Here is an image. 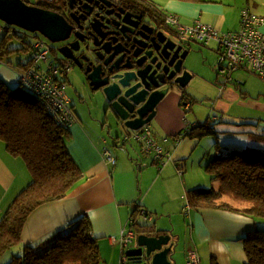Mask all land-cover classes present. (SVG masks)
Listing matches in <instances>:
<instances>
[{
    "label": "crops",
    "instance_id": "0c3cea01",
    "mask_svg": "<svg viewBox=\"0 0 264 264\" xmlns=\"http://www.w3.org/2000/svg\"><path fill=\"white\" fill-rule=\"evenodd\" d=\"M142 1L147 5L153 6L156 10H161L164 14L177 15L179 23L182 25H191L194 21H198L201 24L212 25L218 32L236 31L238 29L240 11L243 8H247L251 13L264 18V0ZM259 30L264 35V23L259 27ZM210 44H214L216 51L218 50L216 43L211 42L207 46ZM187 46L188 44L184 45L185 49H187ZM239 71L247 74L246 70ZM15 77H17L16 70L11 66H6L5 59L3 62L0 61V81L7 83L9 82L8 80L14 81ZM62 79L67 82L66 73H63ZM220 83L221 81L216 82L217 89ZM232 83H234V79L228 84ZM208 84L210 85V83ZM228 84L223 89L218 90L220 96L223 94L230 102L238 103L242 106L245 111L260 112L256 117H264V88L259 90V98L241 100L240 98H244L246 95L237 94L231 88H228V86H232L235 88L234 90H237L236 84ZM197 102L211 105L213 109H221L223 111L228 109V105L221 102L219 98L214 102L211 97L206 96ZM192 106L190 101L182 103V111L185 116H187V112L191 111ZM71 111L74 114L72 109ZM166 113L167 117L163 114L161 104H159L155 118L159 125L164 128L166 134L160 136L163 138L162 144L159 142V136L157 138L156 133L155 136L159 145L164 149L161 157V159H164L163 165H156L152 158L145 157L148 160L145 158L139 159L137 149L130 146L119 151L110 152L116 160L115 165L112 166L103 161L101 157L103 148L109 151L111 147L107 137H105L108 131L105 134L103 130L105 126L101 120V129H97V131L89 128L86 122L78 119H76L74 124L66 127L69 134L65 141L66 147L74 163L81 170V180L64 198L45 203L36 208L23 225L20 242L1 253L0 260L6 261L11 257L13 258V254L22 255L26 247L40 250L50 246L67 224L86 216L90 223L92 237L98 239L101 264H104L103 262L114 264L113 258L115 259L116 254L119 255L118 262L121 264L123 253H125L127 248L135 247L136 234L133 235L131 240L129 239L125 249L118 240L119 235L123 229L127 230L126 224L130 218L132 219L131 214L137 206L145 210L142 206L143 201H140V195L145 194L148 196L152 188L159 185L158 182L163 183L168 177L176 180L177 184L180 182L175 174H179V168L183 170L182 166L185 164L183 160L186 156L178 153V150L172 154L168 149L173 145L170 147L171 141L167 137L177 135L181 127L174 119H178L180 116L181 120L183 117L181 111L177 108H173ZM213 116L215 119V115ZM207 120L210 122V117ZM214 121H212L213 124H216ZM210 127L213 126L210 125ZM225 128L228 127L219 126L214 131L219 130L222 132L225 131ZM229 130L235 131L234 128H229ZM250 130L256 133L254 135L264 139V131L259 135L257 130L244 129L246 132ZM188 132L185 133V136ZM109 134L113 136L115 147L122 146L128 142L124 141V143H121L119 137L112 131ZM180 137L181 140L182 135ZM173 138L178 137H172L171 140ZM180 140L175 141L177 142L176 145L179 144ZM135 143L137 144V142ZM3 144L0 143V218L16 195L30 181L29 172H27L24 162L18 157L9 155ZM138 150L142 154L140 146ZM126 151L127 154L125 153ZM178 162L182 164L180 165ZM144 167L145 169H143ZM148 173L153 174V176L151 178L148 177ZM188 198L189 194H187ZM221 199L223 200V197ZM220 202L224 205L226 204V202ZM228 207L234 210L214 207L190 208L189 222L191 223V232L189 237L194 240L191 239L190 243L193 245L199 264H208L207 258H209L210 264L211 259H214L216 264L246 263L242 238L249 232L255 231V227L256 229L258 228L256 218L247 212L248 207L239 208L231 205H228ZM145 211L148 212L147 210ZM138 216H140L139 212H137L136 217ZM148 226H151L150 223ZM178 242H181L180 235ZM180 244V247L183 246L182 243ZM180 247L176 249L175 254L182 251V249L178 250ZM200 249L203 252V257L199 256ZM174 256L175 264H178Z\"/></svg>",
    "mask_w": 264,
    "mask_h": 264
},
{
    "label": "rangeland",
    "instance_id": "374dc122",
    "mask_svg": "<svg viewBox=\"0 0 264 264\" xmlns=\"http://www.w3.org/2000/svg\"><path fill=\"white\" fill-rule=\"evenodd\" d=\"M61 4L62 1L58 0L51 5L54 7H60ZM158 11L163 13L161 10ZM4 27L5 23L0 22V40L3 37H6L5 40L8 42L6 44V50H14L12 54L4 56L5 65L13 67L17 74L14 81L8 80L9 82L6 84L9 88H15L18 85L19 71L28 66L34 65L35 58L31 49L32 45L37 40L43 39V37L39 34L37 36L28 35L29 37H27L21 31V34L15 35L12 30H10L9 33H6ZM13 28L14 27H12V29ZM53 45L57 46L56 43ZM187 49L188 53L182 62L181 68L182 71H187L192 75L191 80L184 88H181L178 85L174 86L175 88L173 87L171 91L172 94H166L159 102L165 117H167L166 112L173 108H177L182 113L183 118L181 120L180 116L178 119H174V121L180 125V131H178L175 136L167 137L171 141L170 147L173 145L168 150L172 152V154L178 150V153L186 156L183 160L185 161V164L182 166V174L180 176L178 173L175 174V176H178L180 182L177 184L176 180H172L168 177L163 183L158 182L160 186L158 185L152 188L148 196L145 194L140 195L141 200H139L143 201L142 206L148 212L138 206V210L143 211L144 214L139 212L140 216L135 218L138 221V224L148 225L150 223V225H155L159 230L168 229L169 232L172 234L174 233L173 235L177 237L180 235L181 242H179L177 248L180 247V243H182L183 246L178 249H182V251L177 252L174 256L177 259L178 264H187V253L189 251H195L193 250L192 243H190V240H193V238L189 237L191 232L189 212L190 208L194 207L193 201L195 200V188H211L214 192H217L220 189V180H211L205 171L208 162L212 160L214 156L218 159L230 155H237L248 162L256 161L264 164V139L260 136L254 135L256 133L251 130L248 132L244 131L245 128H250L257 130L260 135L264 131V117H256L260 112L245 111L238 103L230 102V100L224 97L223 94L220 96V92L218 91L220 89V84L217 89L216 82H222L223 79L221 76L217 75V71H215L218 53L214 44L207 46L193 42L188 44ZM48 60L49 63L57 66L63 73H66L68 80L67 82L65 80V93L68 99V106L73 110L76 119L86 122L88 127L95 131L101 129V122H103L105 126L103 130L105 131V134L108 131V126H110V130L119 137L121 143H124L125 140L123 134L125 127L107 122V120L111 121L112 119L110 116L105 117L104 115L105 102L99 93L90 91L88 89L89 87H84L82 85H86L82 71L74 65H69L68 69H63L52 52L49 53ZM15 65L22 67H16ZM44 66L45 65L43 64V68ZM246 72L247 74L242 71L233 72L234 74L232 73V78L234 79V83L232 84H236L237 90H234L235 88L232 86H228V88H231L232 91L237 94L240 93L246 95L244 98H240L241 100L247 98H259V90L264 88V81L260 80L250 72ZM208 83H210L211 86ZM206 96L211 97L214 102L219 98L221 102L228 105V109L225 111L221 109H213L211 105L199 104L197 102ZM186 98H189L190 103L193 105L191 111L186 113L187 116H185L182 111L183 99ZM213 114H215V119L213 118ZM209 117L210 122L208 123L207 119ZM213 120H215L214 123L216 124H213ZM205 122L207 123L206 127L210 128L211 133L200 136L202 132L201 129L198 128L193 130L191 135L185 136L187 131L190 132L192 129L199 127ZM149 125L156 133L157 138L159 136L158 140L161 143L163 138L160 136L166 134L164 128L159 125L156 118H154ZM210 125L215 128L219 126L228 128H225V131L220 132L219 130L214 131L213 127H210ZM229 128H234L235 131H231ZM179 134L182 135L181 140ZM105 137H107L109 145L111 146L109 151L107 149L109 153L111 151H119L125 147L133 146L134 149H137L139 159L145 157L151 158V156H143L139 153V146L132 141V138L122 146L115 147L113 136L107 134ZM172 137L178 138H173V140H171ZM176 140H180L178 145H176ZM0 143L3 144L4 142L0 140ZM104 150H106V148H103L101 151V157ZM125 153L127 154V151ZM148 158L145 159L148 160ZM178 163L180 165L182 164L181 162ZM143 169H145V167ZM28 175L30 177V183L31 176L29 173ZM147 175L150 178L153 176L151 173H148ZM29 183H27L26 186ZM187 194H189L188 199ZM219 200L226 202V205H231L233 207H249L248 204L235 202L230 199V197L226 196H223V200L221 198ZM252 216L256 218V225H258L257 229L255 227V231L264 233V216H256L254 214H252ZM126 229L127 232L134 234L130 222L126 224ZM200 255L203 257L201 249L199 251V256ZM13 256L18 257L21 255L13 254ZM118 258L119 255L116 254L115 259L113 258L114 264H119ZM207 259L208 264H210L209 258ZM8 260H0V264H7L9 262ZM103 263L106 264L105 262Z\"/></svg>",
    "mask_w": 264,
    "mask_h": 264
},
{
    "label": "trees",
    "instance_id": "16d2710c",
    "mask_svg": "<svg viewBox=\"0 0 264 264\" xmlns=\"http://www.w3.org/2000/svg\"><path fill=\"white\" fill-rule=\"evenodd\" d=\"M182 1L200 2L202 0ZM25 2L28 4L27 1ZM51 4L53 3L39 1L35 3V6L48 9L52 6ZM147 11L153 15L150 16L152 19L165 27L160 11L150 5H147ZM12 27L5 24L6 33L12 30L15 35L22 32L27 37L31 36L27 32L16 27L12 29ZM5 39L6 37H3L0 40V61L4 60V56L14 52V50H6ZM43 40L46 39L43 38ZM48 44L58 60L56 50H53L50 42ZM183 101V104L188 103L190 99L186 98ZM206 125V122L201 124L187 135H191L193 130L198 128L202 132L200 136L211 133ZM143 127H148L155 135L149 124ZM134 132L125 129L123 137L127 138L126 141L134 139ZM68 136L67 128L57 125L33 94H29L20 85L9 88L6 83L0 81V140L4 142L9 155L18 157L24 162L31 176V182L16 195L0 218V254L20 242L23 225L36 208L64 198L81 180V170L74 163L66 147L65 141ZM137 144L141 148V153L151 156L156 165L164 163V159H156L153 154L144 152L142 142ZM205 171L211 180H220V189L217 192L211 188L197 189L193 201L194 208L214 207L233 211L234 209L229 208L228 205L217 202L226 196L235 202L248 204L247 212L251 215L264 216L263 163L248 162L237 155L218 159L214 156L206 165ZM137 212H141L138 206L131 214L132 219L129 220L134 234L156 236L163 232L154 230L153 226L138 224L135 219ZM242 245L246 256L245 264H264L263 232H249L242 238ZM66 263L101 264L98 239L92 237L90 223L86 216L67 224L50 246L40 250L26 247L21 256L13 257L7 264ZM211 264H216L214 259H211Z\"/></svg>",
    "mask_w": 264,
    "mask_h": 264
},
{
    "label": "water",
    "instance_id": "95a60500",
    "mask_svg": "<svg viewBox=\"0 0 264 264\" xmlns=\"http://www.w3.org/2000/svg\"><path fill=\"white\" fill-rule=\"evenodd\" d=\"M90 2L92 0H69V3L74 5H85ZM125 18L126 15L119 20V29L117 30V34H122L123 37L127 35V32L123 30L124 27H135ZM132 20H136L134 16H132ZM0 21L24 32H36L50 43L67 41L74 28L60 14L29 5L23 0H0ZM86 23H88L89 28L86 36L89 35L92 38L97 37L102 40L103 36L111 34L104 32L107 25L110 24L109 20L104 19V17L100 18L95 15L86 20ZM78 29L84 28L79 26ZM82 34L79 31L73 32L72 35L76 40L59 47L56 53L64 60L78 61L73 52L78 51V41L83 39ZM156 43L157 47H154L153 54L150 53L147 64L141 69H138L141 66L139 60L135 63L136 68L127 62L122 63L124 56L115 60L114 67L105 68L113 59L112 56L106 59L101 56L99 60H103V64L92 66L93 69L87 68V72L90 71L87 75L89 85L92 90L98 91L104 100L105 117L110 116L112 119L111 121L107 120V122L136 131L155 118L156 107L168 92V88L159 90L158 85L154 86L162 74H166L168 70L166 80L173 78L172 82L181 88L186 87L191 80L192 75L187 71H182L181 68L188 53L184 45L164 35L161 39L157 38ZM103 46L104 44L101 48ZM118 53L115 51L112 54L117 56ZM81 58L87 61L84 56ZM78 66L81 64L79 63ZM160 66H162L161 71L158 72ZM109 130L110 126H108V135L111 131ZM151 226L157 230L155 225ZM159 231L162 232V230ZM135 239V247L128 248L124 253L125 264H175L173 256L179 245V237L173 235L169 230H163L161 234L156 236L139 234L136 235Z\"/></svg>",
    "mask_w": 264,
    "mask_h": 264
},
{
    "label": "built area",
    "instance_id": "2783aa9c",
    "mask_svg": "<svg viewBox=\"0 0 264 264\" xmlns=\"http://www.w3.org/2000/svg\"><path fill=\"white\" fill-rule=\"evenodd\" d=\"M23 1L52 3L58 0ZM163 21L164 25L174 33L177 42L183 45L191 42L203 45L213 42L218 45L216 71L217 75L223 79L220 83V90L233 80L232 73L239 69L246 70L264 81V35L259 30V27L264 23L263 17L244 8L240 12L238 29L233 32H218L212 25L201 24L198 21H194L191 25H182L179 23V17L174 14H165ZM31 49L35 58L34 65L19 71L18 85L40 101V104L57 125L66 128L74 124L76 118L68 106L65 93L66 83L62 79L63 72L57 66L49 63L48 60V55L51 52L48 41L39 39L32 45ZM43 64L45 65L44 68ZM123 138L125 141L127 140V138ZM133 138V140L143 143L144 152L153 154L156 159H161L163 149L148 127L135 131ZM102 159L107 164L115 165V158L107 150L103 151ZM178 170L181 175L182 169L179 168ZM141 214L144 212L141 211ZM133 235L125 229L120 232L118 240L124 249ZM112 240L114 241V239ZM186 258L187 264H199L195 251H189ZM125 263L126 257L123 255L121 264Z\"/></svg>",
    "mask_w": 264,
    "mask_h": 264
},
{
    "label": "flooded vegetation",
    "instance_id": "af4514ba",
    "mask_svg": "<svg viewBox=\"0 0 264 264\" xmlns=\"http://www.w3.org/2000/svg\"><path fill=\"white\" fill-rule=\"evenodd\" d=\"M48 10L60 14L70 25L74 26L70 38L67 41L56 43L57 46L53 45L55 43H50L54 51L65 44L75 41L76 38L72 35L73 32L79 31L83 33V39L78 41V51L73 52V55L77 57L78 61L73 62L64 60L59 54L56 53V55L61 67L68 69L69 65H74L79 68L84 75L85 84L87 86L84 84L82 85L84 87H89L88 89L95 93L99 92L92 90V87L89 85L87 75L90 71L87 72V68L93 69L94 67L92 66L103 64V60H99V57L104 56V59L111 56L113 57L105 68H109L110 66L114 67L115 60L120 56H124L122 63L127 62V64L136 68L135 63L139 60L141 66L138 67V69H141L147 64V58L150 56V53L153 54L152 51L154 47H157V38L161 39L162 35H164L167 38L177 41L170 29L159 25L158 22L150 17L153 15L147 13V4L142 0H92V2L85 5H74L69 3V1H62L60 7L50 6ZM95 15L100 18L104 17V19H108L110 23L107 25L104 32L106 31L111 34L103 36L102 40L97 37L92 38L89 35L86 36L87 30L89 29L86 20L93 18ZM125 15V20L129 21V23L135 27H124L123 30L127 32V35L123 37L122 34H117V30L119 29V20ZM132 16H134L136 20H132ZM79 26H83L84 29H78ZM29 34H31V36L38 35L36 32ZM103 44L104 46L101 48ZM115 51L119 52L117 56H113L112 54ZM83 56L87 61L81 58ZM79 63L81 66H78ZM161 67L162 66H160L158 72L161 71ZM168 73L169 71L167 70V73L162 74L160 80L155 82L156 84L154 85H158L159 90L168 88L167 94L171 93L172 88L176 86V84L172 82L173 78L172 80H166Z\"/></svg>",
    "mask_w": 264,
    "mask_h": 264
},
{
    "label": "clouds",
    "instance_id": "9594fccd",
    "mask_svg": "<svg viewBox=\"0 0 264 264\" xmlns=\"http://www.w3.org/2000/svg\"><path fill=\"white\" fill-rule=\"evenodd\" d=\"M69 1V0H68ZM28 2V1H27ZM47 3V2H46ZM52 3H54V2H52ZM28 4L29 5H33V6H35V3H31V2H28ZM164 13H161V16H162V19H163V17H164ZM1 22V21H0ZM164 22V21H163ZM164 24V23H163ZM165 26V25H164ZM166 27V26H165ZM168 28V27H167ZM169 29V28H168ZM171 31V30H170ZM172 32V31H171ZM173 33V32H172ZM174 34V33H173ZM128 249V248H127Z\"/></svg>",
    "mask_w": 264,
    "mask_h": 264
},
{
    "label": "bare ground",
    "instance_id": "6f19581e",
    "mask_svg": "<svg viewBox=\"0 0 264 264\" xmlns=\"http://www.w3.org/2000/svg\"><path fill=\"white\" fill-rule=\"evenodd\" d=\"M222 129V128H221Z\"/></svg>",
    "mask_w": 264,
    "mask_h": 264
}]
</instances>
